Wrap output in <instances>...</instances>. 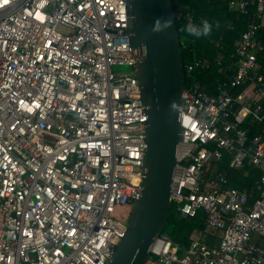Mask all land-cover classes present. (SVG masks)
<instances>
[{
	"label": "built area",
	"instance_id": "built-area-1",
	"mask_svg": "<svg viewBox=\"0 0 264 264\" xmlns=\"http://www.w3.org/2000/svg\"><path fill=\"white\" fill-rule=\"evenodd\" d=\"M252 3L233 74L214 94L195 79L181 94L169 197L181 217L202 209L217 242L191 237L179 254L161 232L146 264H264V0H229L241 15ZM127 18V0H0V264H104L123 235L146 146L140 85L111 69L132 68ZM206 65L184 63L185 77ZM224 157L258 170L252 202L216 170Z\"/></svg>",
	"mask_w": 264,
	"mask_h": 264
},
{
	"label": "water",
	"instance_id": "water-1",
	"mask_svg": "<svg viewBox=\"0 0 264 264\" xmlns=\"http://www.w3.org/2000/svg\"><path fill=\"white\" fill-rule=\"evenodd\" d=\"M125 32L134 49L133 73L141 88L146 120L141 192L134 200L127 226L104 264H146L151 245L165 229L172 170L178 164L176 144L182 138L178 122L186 89L180 35L171 0H127ZM173 19L171 28L163 22ZM157 21L161 30L155 31Z\"/></svg>",
	"mask_w": 264,
	"mask_h": 264
},
{
	"label": "trees",
	"instance_id": "trees-1",
	"mask_svg": "<svg viewBox=\"0 0 264 264\" xmlns=\"http://www.w3.org/2000/svg\"><path fill=\"white\" fill-rule=\"evenodd\" d=\"M176 13L182 9H187L196 17L202 16L213 24V30L208 37H190L181 29L184 22L177 20V27L180 35L179 48L182 54V61L190 63L194 60L206 62L204 69L194 70L185 77L186 84L193 79L197 80L203 89L214 94L216 88L226 81L234 72L235 59L230 57L233 43L244 30L247 22H258L256 6L254 3L248 6L247 14L241 15L229 5V0H171ZM228 22L232 23V28H226ZM219 25L218 27L216 25ZM262 42L264 45V26L260 28ZM260 67H264V50L258 55ZM237 88L233 91H240ZM256 131V126L250 127V134ZM216 170L222 172L227 179L226 185L239 189H245L249 194V202L257 197L255 183L259 178V172L252 165L247 164L244 169L237 170L228 165V158L216 164ZM205 212L198 209L193 216L181 217L173 208L169 212L165 229L169 238L178 247L181 254L191 241L193 232L203 235L206 231Z\"/></svg>",
	"mask_w": 264,
	"mask_h": 264
},
{
	"label": "clouds",
	"instance_id": "clouds-1",
	"mask_svg": "<svg viewBox=\"0 0 264 264\" xmlns=\"http://www.w3.org/2000/svg\"><path fill=\"white\" fill-rule=\"evenodd\" d=\"M173 19H168L163 22V30H167L168 28H171L173 26ZM217 27L219 26L218 24L216 25ZM161 30V24L159 21H157L155 31H160ZM213 30V24L210 23L209 21L205 20L202 25L197 26L196 24L189 23L185 25L181 31L185 32L187 36L190 37H207L211 34Z\"/></svg>",
	"mask_w": 264,
	"mask_h": 264
},
{
	"label": "crops",
	"instance_id": "crops-1",
	"mask_svg": "<svg viewBox=\"0 0 264 264\" xmlns=\"http://www.w3.org/2000/svg\"><path fill=\"white\" fill-rule=\"evenodd\" d=\"M262 26H264V18H263V23ZM253 168H255L253 166ZM191 237H198L199 239H201L202 241H205L206 243L212 245L214 243L217 242V235L216 234H212L209 231H205V233L203 235H201L198 232H193ZM254 239L257 241L258 244H263L262 239L258 238V237H254Z\"/></svg>",
	"mask_w": 264,
	"mask_h": 264
},
{
	"label": "rangeland",
	"instance_id": "rangeland-1",
	"mask_svg": "<svg viewBox=\"0 0 264 264\" xmlns=\"http://www.w3.org/2000/svg\"><path fill=\"white\" fill-rule=\"evenodd\" d=\"M111 69L118 74L121 73H128L132 70V68L128 65L122 64V65H112ZM126 209H124L123 211H120V213H125ZM120 213H118L117 215H119Z\"/></svg>",
	"mask_w": 264,
	"mask_h": 264
}]
</instances>
